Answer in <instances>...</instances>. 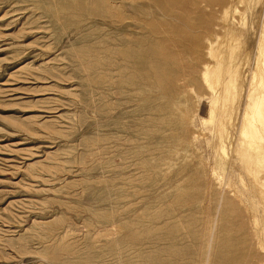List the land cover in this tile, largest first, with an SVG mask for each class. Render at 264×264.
<instances>
[{
  "label": "rangeland",
  "instance_id": "obj_1",
  "mask_svg": "<svg viewBox=\"0 0 264 264\" xmlns=\"http://www.w3.org/2000/svg\"><path fill=\"white\" fill-rule=\"evenodd\" d=\"M263 13L264 0H0V264H263L264 198L231 163L238 101L216 116L230 185L200 124L207 43L235 48L246 90Z\"/></svg>",
  "mask_w": 264,
  "mask_h": 264
},
{
  "label": "bare ground",
  "instance_id": "obj_2",
  "mask_svg": "<svg viewBox=\"0 0 264 264\" xmlns=\"http://www.w3.org/2000/svg\"><path fill=\"white\" fill-rule=\"evenodd\" d=\"M226 10L225 12L223 11L224 15L227 14ZM261 18L262 22L260 21V31L257 33L256 41L253 47V68L251 67L252 70L249 74L247 89H244V91L242 90L241 86H239V84L237 83V69L236 67L234 68L232 65V60L234 59L233 53L235 51V48L230 43H207V55L210 58L216 60V65L210 66V64H204V66H202L203 70L201 71L200 78L203 80L204 84L208 88L209 94H207L208 97L206 96L208 105L207 117L204 119H200V124L204 128H208L206 129L207 131L205 130L208 136L205 138L204 136L201 137L202 139L204 138L203 143L205 144L207 150L210 152L209 171H211L212 176L216 180L221 183L226 182L227 185H230L233 168L230 167V165L227 163L229 159L227 155V146L229 144V141H231V135L226 128L227 126L225 127L221 120H216V116L218 113V109H224L225 107L228 108V105L225 104L226 102L231 101V103L234 104L235 101L240 102V100L243 98V107H241V105L237 102L236 112L233 113V115L239 114L237 126H234L233 128L234 121L236 120H230L229 123V125L232 127V130H236L237 133L236 146L233 153L234 156L232 155L231 157V163L232 165L233 162L238 163L240 170L245 173V175L251 180L252 185L257 187L259 193L264 198V13ZM223 49L226 50L224 51L226 52L225 55L223 53ZM125 57L127 56L125 55ZM224 58H227V60H229V63L226 64L225 69L227 70V75L225 73L227 78L223 82L221 79L223 63L221 64V61ZM229 105L231 106V104ZM230 110L232 111V109ZM233 115L230 113L229 115L223 113V117L227 116L230 119H234ZM219 116L222 117V114H219ZM215 123H217V128L213 126ZM223 133L225 134L224 137L222 136ZM199 137L200 136H195V140L198 141ZM237 180L239 181L243 191H245L247 195L243 193L240 189L236 190V193L241 194L242 196H239H241L242 198L247 197L248 199H246V202L249 201L251 203V209L255 211L256 202L251 196V198L248 196V193H250L249 185L245 182L243 175H241L240 173L237 174ZM238 194L236 196H238ZM254 225L256 226V228H258L260 225L257 218L254 219Z\"/></svg>",
  "mask_w": 264,
  "mask_h": 264
}]
</instances>
